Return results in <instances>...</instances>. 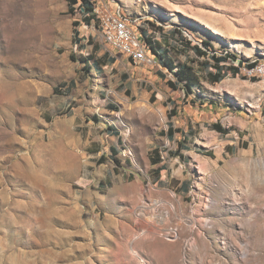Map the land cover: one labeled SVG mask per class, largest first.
Listing matches in <instances>:
<instances>
[{
	"label": "rangeland",
	"instance_id": "rangeland-1",
	"mask_svg": "<svg viewBox=\"0 0 264 264\" xmlns=\"http://www.w3.org/2000/svg\"><path fill=\"white\" fill-rule=\"evenodd\" d=\"M92 2L0 0V264H264V80L230 70L264 62V0ZM117 12L195 96L106 41Z\"/></svg>",
	"mask_w": 264,
	"mask_h": 264
},
{
	"label": "trees",
	"instance_id": "trees-1",
	"mask_svg": "<svg viewBox=\"0 0 264 264\" xmlns=\"http://www.w3.org/2000/svg\"><path fill=\"white\" fill-rule=\"evenodd\" d=\"M81 1V4H79ZM69 0L70 4L72 6L79 4L80 13L82 15V22L86 25H90L94 20L99 21L96 18V12H95V5L92 2V0ZM72 9V8H71ZM73 11V10H72ZM80 22H76L75 25L78 26ZM143 34V40L148 45L149 50L152 52V54L159 60V63L169 72L171 73L175 79L176 82L169 81L168 85L173 90H180L183 94V98H191L193 95H196L195 86L200 84V78L199 76L193 71V68L188 65H181V64H174L173 59L168 56V54L164 51H160L155 44L152 43L150 38H148L144 33ZM75 35H79V32H75ZM77 44V42H75ZM204 48H198V53L201 55H210L208 51V47H210V42L203 41ZM211 59L214 61V65L211 66L215 70H217L214 74H210V80L214 83H217L220 81V79L223 77V72L219 71V69L222 67L220 66L222 63L227 62L229 60V55H223V56H217L216 54H212L210 56ZM92 58H89V61H91ZM83 63H87L84 60H82ZM256 63H244L242 60H237L236 66H230V70L234 75H238L240 73V70L243 66H249L252 67ZM253 79H255L253 77ZM197 99V98H195ZM195 104L196 102H192ZM205 105V104H203ZM211 105L215 106L214 102H211ZM175 115V113H173ZM172 114V115H173ZM214 129L218 130L219 132L225 133V129L222 127L220 123L213 124ZM177 133V129L174 126H169L168 129L165 132V135L168 137V139H175V134ZM180 144H183V142H179ZM112 152H115L114 148L112 147ZM160 159V158H158Z\"/></svg>",
	"mask_w": 264,
	"mask_h": 264
},
{
	"label": "built area",
	"instance_id": "built-area-1",
	"mask_svg": "<svg viewBox=\"0 0 264 264\" xmlns=\"http://www.w3.org/2000/svg\"><path fill=\"white\" fill-rule=\"evenodd\" d=\"M101 26L104 29L106 41L114 48L121 51L129 59L153 66L156 64L154 55L149 54L148 45L143 40L131 20L120 12L106 15L102 18ZM249 77H258L264 80V62L252 67L241 68ZM168 129V128H167Z\"/></svg>",
	"mask_w": 264,
	"mask_h": 264
},
{
	"label": "crops",
	"instance_id": "crops-1",
	"mask_svg": "<svg viewBox=\"0 0 264 264\" xmlns=\"http://www.w3.org/2000/svg\"><path fill=\"white\" fill-rule=\"evenodd\" d=\"M105 57H106V56H105ZM109 60H111V61H113V62L115 61V59H114V58H111V59H110V57H109ZM130 60H131V59H130Z\"/></svg>",
	"mask_w": 264,
	"mask_h": 264
}]
</instances>
